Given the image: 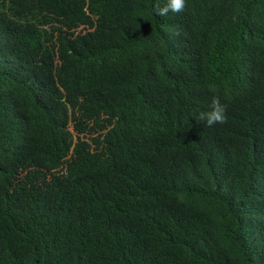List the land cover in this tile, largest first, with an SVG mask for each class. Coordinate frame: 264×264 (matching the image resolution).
Listing matches in <instances>:
<instances>
[{
  "label": "trees",
  "instance_id": "16d2710c",
  "mask_svg": "<svg viewBox=\"0 0 264 264\" xmlns=\"http://www.w3.org/2000/svg\"><path fill=\"white\" fill-rule=\"evenodd\" d=\"M166 2L0 0V264H264V0Z\"/></svg>",
  "mask_w": 264,
  "mask_h": 264
},
{
  "label": "clouds",
  "instance_id": "9594fccd",
  "mask_svg": "<svg viewBox=\"0 0 264 264\" xmlns=\"http://www.w3.org/2000/svg\"><path fill=\"white\" fill-rule=\"evenodd\" d=\"M186 8V0H167L163 7L158 4L155 6V13L159 16H167L169 12L173 14L181 13ZM226 107L221 104L216 98L213 99L211 105V111L199 114L198 119L206 121L208 126H214L215 124H224L227 122L225 115Z\"/></svg>",
  "mask_w": 264,
  "mask_h": 264
},
{
  "label": "rangeland",
  "instance_id": "374dc122",
  "mask_svg": "<svg viewBox=\"0 0 264 264\" xmlns=\"http://www.w3.org/2000/svg\"><path fill=\"white\" fill-rule=\"evenodd\" d=\"M88 30V28H86V27H80L79 29H77V33H79V32H86Z\"/></svg>",
  "mask_w": 264,
  "mask_h": 264
}]
</instances>
